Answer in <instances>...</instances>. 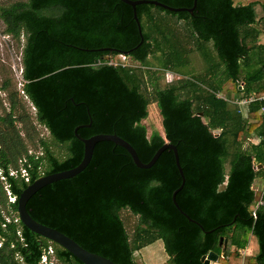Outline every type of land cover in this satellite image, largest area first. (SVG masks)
Returning a JSON list of instances; mask_svg holds the SVG:
<instances>
[{
    "label": "trees",
    "instance_id": "1",
    "mask_svg": "<svg viewBox=\"0 0 264 264\" xmlns=\"http://www.w3.org/2000/svg\"><path fill=\"white\" fill-rule=\"evenodd\" d=\"M158 1L172 7L194 3ZM258 3L196 0L192 13L137 4L143 36L137 47L140 35L132 8L121 0H17L0 6L3 33L18 43L23 38L20 90L30 101L36 122L54 142L65 145L61 158L42 138H38L40 154L29 151L26 140L35 135L25 124L37 133L27 113H15L16 92L9 93L10 110L0 115L4 176L0 178V264H43L41 254L50 245L57 261L83 264L63 247L5 216L17 214L18 195L35 178L80 162L83 143L73 129L88 123L77 129L78 135L115 133L132 145L142 162L164 142L175 145L184 175L175 200L187 216L171 198L181 183L171 149H164L150 167L139 168L123 147L103 140L95 144L82 171L46 184L28 199L26 209L35 220L117 264H137L134 251L157 239L170 264H202L201 256L209 251L219 255L220 263L241 264L239 252L231 247L244 248L250 232L253 244L246 264H264V188L263 204L255 217L251 213L256 203L252 183L264 178V44L258 43L261 29L257 26L264 16L257 19ZM260 5L264 12V0ZM166 16L186 24L188 39L207 64L195 79L182 75L190 49L181 35L172 32ZM209 41L218 60L205 46ZM118 52L127 53L139 65L105 62V57ZM156 52L161 68L178 78L163 87L154 81L149 88L144 78L147 69L142 67ZM238 79L244 82L241 90ZM6 87L4 82L0 90ZM224 90L253 97L247 111L217 96ZM151 102L159 108L163 134L154 130L148 135L141 122ZM216 129H220L217 136ZM252 133L259 137L256 144L248 141ZM19 159H24L21 165L28 181L8 174L10 168H19ZM257 164L261 166L256 168ZM5 184L16 195L14 202H9ZM122 209L138 216L132 239ZM237 231L244 237L239 239ZM220 237L225 242L219 244Z\"/></svg>",
    "mask_w": 264,
    "mask_h": 264
},
{
    "label": "rangeland",
    "instance_id": "2",
    "mask_svg": "<svg viewBox=\"0 0 264 264\" xmlns=\"http://www.w3.org/2000/svg\"><path fill=\"white\" fill-rule=\"evenodd\" d=\"M15 1L17 0H0V6L8 5ZM250 1L254 0H234L235 3H247ZM257 1L259 3L256 5V11L258 13L257 19H259L264 16V12L262 11V7L260 5L263 0ZM165 18L168 19L169 27L172 32H175L178 36L181 35L183 37L184 46L190 49V51L185 54V56H187V62L181 67L182 75L195 79L196 75L205 72L207 64L205 63L201 53L195 49V45L192 43V40L190 41L188 39L186 24L182 20H176V17L173 16H166ZM257 26L261 29V34L259 35L258 39L261 40L260 36L264 34V21L260 22ZM3 29L4 24L0 20V86L4 82H7L6 89L0 90V115H5L10 110L9 93L16 92L15 98L18 104L15 113L23 116L27 113L30 117L32 125L34 126V130L37 133L36 136L28 122L25 124L28 129L27 131L35 135L33 140H26L29 151L40 154V151H42V146L38 142V138H42L49 143L50 149L54 152V154L61 158L65 154V145L54 142L50 137L48 130L42 124L36 122L34 119V109L28 98L20 90V74L22 70L20 44L23 42V38L20 39L18 43L13 37L4 34ZM205 46L210 55L215 60H218L217 54L212 47V42H206ZM159 56L160 54L156 52V57H150L146 67H142L143 69H147L146 72L144 71V78H146L149 88H153L154 81V84H156L158 87H163L165 84H167V82H170L174 78H178V74L172 73L168 70H163L161 68ZM130 62L139 65L138 62L133 59L130 60ZM243 72H245V70H243ZM226 85L229 87L230 83H227ZM147 111V117L141 121L146 126L147 134L149 135L154 130L163 134L161 122L162 118L156 102L149 103L147 106ZM17 126L21 128L22 124L17 123ZM21 133L24 135L25 130L23 129ZM245 144L247 145L246 142ZM43 168L44 166L40 170ZM225 169V171L229 169V162L225 164ZM120 214L129 234V238L132 239L134 236L135 227L138 224V216L131 213L128 209H122ZM133 257L138 264L139 261L141 264H162L163 261H165L164 257H166V253L163 248L162 241L156 240L150 245L142 247L139 250H135ZM47 261L48 264H63L62 262L54 259L53 256H50Z\"/></svg>",
    "mask_w": 264,
    "mask_h": 264
},
{
    "label": "water",
    "instance_id": "3",
    "mask_svg": "<svg viewBox=\"0 0 264 264\" xmlns=\"http://www.w3.org/2000/svg\"><path fill=\"white\" fill-rule=\"evenodd\" d=\"M124 3L128 4L131 6L132 11H133V18L137 24V29L138 33L140 35V41L136 45V47L142 42L143 36H142V31L140 27V21L137 17L136 13V5L141 4V3H150L154 4L157 6H160L164 9L171 10V11H188L192 13L193 7H195L196 0H194V3L192 7H172L170 5H167L163 2H160L158 0H121ZM101 49H108L112 50V48H101ZM199 115H202V112L198 113ZM203 119V118H202ZM88 126V124H78L77 126L74 127L73 132L77 136V138L83 143V153H82V158L80 162L69 169L57 171V172H52V173H47V174H41L37 178H35L32 182L26 185L25 188L22 189L20 194L18 195L17 201H16V211L19 217L20 222L22 223L23 226L28 228L30 231L48 239L51 242H54L58 244L59 246L63 247L66 249L68 252H70L74 257H76L81 263L83 264H117L116 262L112 261L111 259L99 255L97 253L91 252L81 245H79L76 241H74L72 238H70L68 235L64 234L63 232L57 230L54 227H50L48 225H45L37 220H35L28 212L26 209V203L28 199L40 188L45 186L48 183H51L53 181L63 179V178H68L72 177L73 175L77 174L78 172L82 171L86 165L89 163L94 146L97 142L103 141V140H108L112 141L115 144L123 147L128 154L130 155L133 163L139 167V168H148L150 167L158 158V156L161 154V152L169 148L172 150L173 155H174V161L175 165L178 169V172L181 177V183L179 186L173 191L172 193V201L173 204L177 207V209L185 214L177 205V202L175 200V194L182 188L184 184V175L182 168L179 164V159H178V153L176 146L171 144L170 142L166 141L164 142L161 146H159L151 158L147 162H142L135 149L132 147V145L123 139L122 137L118 136L115 133H96L93 134L89 137H82L77 134V129L81 126ZM220 133V129L213 130V134L217 136ZM186 215V214H185ZM187 216V215H186ZM211 230H208V232ZM222 237L219 239V243H221ZM217 253L214 251H209L207 254H204L201 256V262L202 264H209L210 261H215L217 260Z\"/></svg>",
    "mask_w": 264,
    "mask_h": 264
},
{
    "label": "built area",
    "instance_id": "4",
    "mask_svg": "<svg viewBox=\"0 0 264 264\" xmlns=\"http://www.w3.org/2000/svg\"><path fill=\"white\" fill-rule=\"evenodd\" d=\"M130 60H132V58L127 54V53H124V52H118L116 54V56L114 57H105V62L107 64H110V65H122V66H128V67H135V66H138L136 63H133V62H130ZM102 61L101 60H97L96 61V64H100ZM21 75V74H20ZM21 77V76H20ZM243 80L242 79H238L237 80V86H238V89H242L243 88ZM217 96H220L222 97L223 99H225L226 101H229L230 103L236 105V106H240V105H247L248 103L251 102V100H253V97L251 96H247V97H243V96H235L233 98H230V99H226L224 98L222 95L218 94L217 93ZM264 96V95H263ZM24 161V159H19V168L18 169H15V168H10L9 171H8V174L9 175H12V176H17V174H19L20 177H22L25 181H28V178H29V175H28V172L27 170L21 165L22 162ZM0 178L2 180H4V176L2 175L1 173V170H0ZM5 190H6V194H7V197H8V200L9 202H14L16 200V195H14L10 189L8 188V185L5 184L4 186ZM263 204V200H262V197H258L256 199V203L251 211L252 213V216H256V209L261 206ZM6 215V214H4ZM6 220H10V218L13 219V221L15 222H19V217H18V214H11V216H5ZM17 233L20 235V231H17ZM53 247L50 245L48 246L46 249H44V251L42 252L41 254V258H40V262L43 263V264H46L48 261V258H50V256H53Z\"/></svg>",
    "mask_w": 264,
    "mask_h": 264
},
{
    "label": "crops",
    "instance_id": "5",
    "mask_svg": "<svg viewBox=\"0 0 264 264\" xmlns=\"http://www.w3.org/2000/svg\"><path fill=\"white\" fill-rule=\"evenodd\" d=\"M260 38H261V40H258V43H261V44H264V34L263 35H261L260 36ZM259 39V38H258ZM241 77L242 78H244L245 77V72H243L242 71V73H241ZM229 83V82H228ZM227 84V83H226ZM227 86V85H226ZM228 87V86H227ZM217 94V93H216ZM218 94H220V95H222L224 98H226V99H230V98H233V97H235V96H238V95H235V93H233V92H228V90H224V91H220V92H218ZM239 97V96H238ZM225 100V99H224ZM226 102H228V104L229 105H231L232 103H230L229 101H226ZM233 105V106H232ZM231 106L232 107H234V106H236V105H234V104H232ZM247 106L248 105H240V106H236V107H238V108H240V109H242V111H247ZM248 141H250L251 143H254V144H256V143H258V141H259V137L255 134V133H252L250 136H249V138H248ZM261 165L260 164H257L256 165V168H259ZM252 188L254 189V191H255V195H256V199L258 198V197H260V196H262V193H263V188H264V178L263 177H257V178H255L254 179V181H253V183H252ZM230 233H232V232H230ZM237 234H238V237H239V239H241L242 237H244L243 236V234L242 233H240L239 231H237ZM246 236H247V244L245 245V247L244 248H238L237 246H235V245H233L232 247H231V250H237L238 252H239V254H240V256H241V264H246V262H247V260H248V258L250 257V255H251V252H252V242H253V240H252V236H251V233L250 232H248L247 234H246ZM222 239H224L223 237H222ZM157 240H160V239H157ZM156 241V240H155ZM222 241V240H221ZM154 242V241H153ZM152 242V243H153ZM223 242H225V239H224V241ZM152 243H150V244H152ZM150 244H148V245H150ZM220 244V243H219ZM162 245H163V243H162ZM147 246V245H146ZM145 247V246H144ZM218 255V254H217ZM219 256V255H218ZM168 256H167V254H166V257H164V260L165 261H163V263L162 264H170L169 262H168ZM136 262V261H135ZM138 264V263H137ZM139 264H141L140 263V261H139ZM209 264H223V263H220L219 261H218V257H217V260H215V261H210L209 262Z\"/></svg>",
    "mask_w": 264,
    "mask_h": 264
},
{
    "label": "bare ground",
    "instance_id": "6",
    "mask_svg": "<svg viewBox=\"0 0 264 264\" xmlns=\"http://www.w3.org/2000/svg\"><path fill=\"white\" fill-rule=\"evenodd\" d=\"M17 212V211H16Z\"/></svg>",
    "mask_w": 264,
    "mask_h": 264
}]
</instances>
